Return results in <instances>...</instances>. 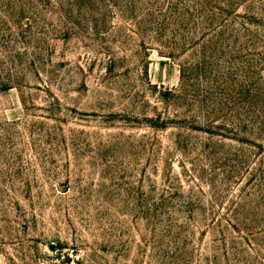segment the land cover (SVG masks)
Here are the masks:
<instances>
[{
	"label": "rangeland",
	"instance_id": "374dc122",
	"mask_svg": "<svg viewBox=\"0 0 264 264\" xmlns=\"http://www.w3.org/2000/svg\"><path fill=\"white\" fill-rule=\"evenodd\" d=\"M0 264H264V0H0Z\"/></svg>",
	"mask_w": 264,
	"mask_h": 264
}]
</instances>
